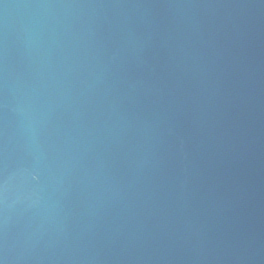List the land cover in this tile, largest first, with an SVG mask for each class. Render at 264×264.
Here are the masks:
<instances>
[{
  "label": "water",
  "instance_id": "water-1",
  "mask_svg": "<svg viewBox=\"0 0 264 264\" xmlns=\"http://www.w3.org/2000/svg\"><path fill=\"white\" fill-rule=\"evenodd\" d=\"M117 0H0V264H84Z\"/></svg>",
  "mask_w": 264,
  "mask_h": 264
}]
</instances>
